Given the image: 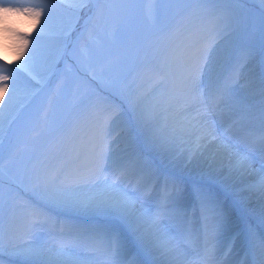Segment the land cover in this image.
Masks as SVG:
<instances>
[{
    "label": "rangeland",
    "instance_id": "1",
    "mask_svg": "<svg viewBox=\"0 0 264 264\" xmlns=\"http://www.w3.org/2000/svg\"><path fill=\"white\" fill-rule=\"evenodd\" d=\"M218 1L89 0L88 7L74 10L70 5L76 0H19V4L46 2L54 7L49 31L40 40L34 66L44 73L22 85L25 97L16 107V101L13 102L9 117L0 123V230L4 236L0 244V264L33 263L28 249L40 251L47 247L65 252L69 250L59 247L64 242H91L95 226L69 220L66 216L52 223L46 216H53V212L97 219L100 223L106 221L98 228L106 232L113 231V224L118 222L128 230L129 237L123 235L125 250L121 256L124 260L132 256L131 264L134 263L136 251L131 235L137 239L139 236L121 217L91 210L77 213L49 202L48 187L38 177L56 174L104 180L108 173L115 179H107L108 184H118L122 191L133 193L139 204L156 216L159 239L166 242V248L175 251L185 264L197 259L192 249L194 244L189 240L196 241L199 233L194 225L185 227L184 220L188 218L189 224L195 223L198 214L192 215L194 218L179 216L176 219L160 216L157 199L161 200L158 192L164 181L157 177L156 185L151 184L149 188L147 172L138 174L136 168L142 164L141 168L150 169L163 178L169 177L159 168L158 162H161L173 174H180V178H174L182 200L193 196L192 188H200L201 183L225 188L239 200L244 186L240 182L232 187L226 184L228 173L211 179L186 172L194 136L207 135L213 142L220 143L218 138H222L225 144L232 143L220 134L211 103L218 105L214 110L219 109L228 121L230 130L226 134L237 143L242 140V131L247 132L249 128L234 116L235 108H241L235 102L246 97L255 99L264 93L259 79L264 75V71L259 70L261 64L264 67V0H239L242 3L235 4L234 15L220 12L218 7L221 8L222 2ZM193 40L196 43H192ZM238 50L247 51L249 55L244 52L248 57L239 60L243 64L242 73L231 86L235 88L231 91L235 99L217 98L215 85L219 73L225 63L240 52ZM211 81L214 83L210 85ZM225 100L232 101V107L219 104ZM147 110L160 114V125L166 123V130L183 125L188 134L164 147L146 138L140 114ZM141 149L147 156L138 154ZM240 153L246 156L242 150ZM245 153L250 155L253 169L264 170L263 163L255 161L250 152ZM258 158L264 162L262 156ZM128 167L135 171L128 173L125 170ZM165 200L176 212L183 210L177 208L174 199ZM237 201L239 210L231 204H222L223 216L228 214L226 217L232 222L237 220L247 228L244 210L249 212V209ZM26 207L31 211L25 210ZM40 210L47 214L42 225L51 222L58 230L48 232L37 228L39 223L33 214ZM250 212L257 230L264 227V219L253 209ZM210 216L215 218L216 214ZM223 220L216 219L210 225L219 232L223 228L232 232L235 226ZM212 234L214 246L219 244L224 249L218 236ZM19 246L27 247L22 248L23 252L14 250ZM103 248H100L102 253ZM80 256L89 264H101L96 254ZM137 260L139 264H149L143 258Z\"/></svg>",
    "mask_w": 264,
    "mask_h": 264
},
{
    "label": "snow or ice",
    "instance_id": "2",
    "mask_svg": "<svg viewBox=\"0 0 264 264\" xmlns=\"http://www.w3.org/2000/svg\"><path fill=\"white\" fill-rule=\"evenodd\" d=\"M89 0H76L70 7L80 10L88 7ZM53 5L46 2L35 4L5 3L0 0V101L7 95V103L0 105V117L5 108H11L18 99L22 85L29 79L36 80L39 73H35V62L41 38L49 31L53 18ZM43 26L32 32L37 26ZM31 45V48L29 47ZM14 57V59L12 58ZM15 65V67H12ZM39 83V80H37ZM159 113L152 110L142 111L140 123L146 138L158 142L162 147L175 142L178 137L188 134L186 128L180 125L174 129H167V124L160 125ZM206 139V137L204 138ZM205 145L196 143L193 152H199ZM237 166H243V158L237 161ZM49 192V202L59 208L95 211L98 213L114 214L121 217L141 239L151 237L157 247H166V242L159 239V231L155 215L144 209L133 193L122 191L118 184L104 182L101 187L99 180L92 176L73 178L71 176L47 175L40 176ZM264 188V178L260 179ZM202 203L209 212L215 213V218L222 221L223 215L217 205L218 201L211 190H201ZM40 215L39 212L34 213ZM97 238L101 243L107 241L110 245L119 248V238L112 239L103 229L96 230ZM4 241L0 230V244ZM9 245L12 240L9 239ZM28 255L33 257V264H72L61 259L62 253H57L55 259L46 257L39 250L28 249Z\"/></svg>",
    "mask_w": 264,
    "mask_h": 264
},
{
    "label": "bare ground",
    "instance_id": "3",
    "mask_svg": "<svg viewBox=\"0 0 264 264\" xmlns=\"http://www.w3.org/2000/svg\"><path fill=\"white\" fill-rule=\"evenodd\" d=\"M18 2L19 0H10L5 3ZM42 26L43 20L41 21V24L37 26L36 30L32 32V37H30V39L35 37L36 31H39L40 27ZM29 47H31V45ZM12 58L14 59V57ZM12 67H14V65H12ZM35 73H39V75H41L44 73V71L35 68ZM25 94V90H22L20 93H18V99L15 102V107L19 105L21 100L25 97ZM7 95L8 94H5L3 100L0 101V105L7 103ZM13 106L14 103L12 107ZM12 107L4 109L3 116L0 117V123H3V121L9 117V112L11 111ZM222 123L225 122L222 121ZM212 135L213 138H217L216 135L215 137L214 134ZM205 137L206 139H204ZM218 140L220 143L213 142V140L208 138L207 135L194 136L191 141L192 151L188 154L189 165L186 167V172L190 175H202L211 179L221 178L228 173L230 176L226 184L232 187L233 185H236L238 182H240V184H242L244 187L239 192V200L243 202V204H245L248 208L253 209L264 219V188H262L260 185V179L264 178V170L253 169L254 165L250 162V155L244 153L246 156H242L240 153L242 149L240 150L239 148H234L233 145L229 143L225 144L224 142L226 141H224L222 138H218ZM197 142L205 145V147L199 152H193ZM241 145H244V143L241 142ZM241 157L243 158L242 167L237 166V161ZM99 181L102 180L99 179ZM104 182L105 181H102L101 184ZM101 187L103 186L101 185ZM76 211L78 213L80 210ZM138 242L144 253L149 259L152 260L153 264H185L183 262V258L178 256L175 251L166 247H157L153 242V239L150 237L144 239L138 237ZM27 246H19L14 250L23 252L24 249L22 248ZM40 252L44 253L46 257L51 259H55L57 253H62L63 255L61 259L70 261L72 264H89L88 260L84 259V257L77 254H71L68 251L56 252L53 251V249H48L46 247L41 249Z\"/></svg>",
    "mask_w": 264,
    "mask_h": 264
}]
</instances>
